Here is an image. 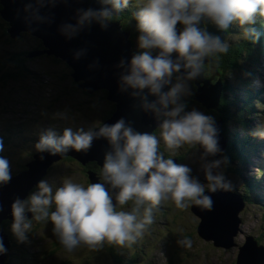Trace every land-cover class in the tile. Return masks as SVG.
<instances>
[{"label": "clouds", "instance_id": "1", "mask_svg": "<svg viewBox=\"0 0 264 264\" xmlns=\"http://www.w3.org/2000/svg\"><path fill=\"white\" fill-rule=\"evenodd\" d=\"M100 2L111 7L77 9L76 25H63L62 33L72 35L86 23L108 21L128 6V0ZM133 15L140 33L139 51L131 56L119 83L122 91L134 90L132 95L140 98L143 110L159 120V139L135 130L123 118L96 130L65 127L57 135L52 128L44 129L35 144L40 153H86L100 138L106 139L109 150L103 156L100 182L84 186L69 177L53 193L52 185L41 179L37 190L26 199H14L11 232L17 242L27 240L33 221H50L60 245L69 253L80 245L91 250L105 244L131 246L154 223L153 209L164 201L171 200L178 209L189 207L190 202L210 209L212 200L205 195V186L191 175L187 165L164 157L159 151L161 140L173 154L185 145L199 146L203 149L200 159L208 190H231L222 167L227 165V157L209 159L221 151L216 121L196 109L185 112L186 105L180 98L191 94L187 81L201 74L206 59L228 52L229 45L220 32H226L235 22L245 40L259 41L261 33L253 25L258 18H264V0H142ZM209 25L217 31H210ZM176 73L182 74L172 84ZM168 85L171 86L165 91ZM149 96L155 99L149 100ZM66 111L56 112L54 118L66 119ZM252 135L264 139V123ZM10 180V162L0 156V184ZM109 189L117 190L114 198ZM130 201L131 209L122 210ZM28 212L32 213L31 219ZM179 243L190 247L192 241L184 239ZM4 253L0 237V254Z\"/></svg>", "mask_w": 264, "mask_h": 264}, {"label": "bare ground", "instance_id": "2", "mask_svg": "<svg viewBox=\"0 0 264 264\" xmlns=\"http://www.w3.org/2000/svg\"><path fill=\"white\" fill-rule=\"evenodd\" d=\"M0 11H3V6H0ZM262 43V42H261ZM217 59L221 61L223 54H218ZM62 60V59H61ZM63 61V60H62ZM228 63V62H226ZM217 76L220 79H225L227 87L236 88V73L234 69H231L230 73L225 75L222 73L217 66L214 67ZM256 99L264 101V93L261 85L257 87ZM84 101L88 102L86 98ZM264 107V106H263ZM66 111V119L54 118L56 112ZM185 112L190 111V106L185 107ZM229 114H237L243 112L241 107H237L230 111ZM261 112H264V108H261ZM116 113L115 107H103V108H84V107H58V108H0V141L3 142V150L0 151V156L7 158L11 165V179L18 176L22 172H27L28 165L34 162L35 159L32 156L39 153L35 144L39 139L40 133L47 128H52L56 131L57 135L62 134L65 127H71L75 131L77 128H84L88 130L92 127L94 130L101 126L106 121L110 120L112 115ZM261 118L258 113H249L247 115L248 122H257ZM72 119L74 122H71ZM159 122V120L157 119ZM222 125H232L236 128H242L245 122L242 121H231L229 118L224 119L220 122ZM147 127L152 128L151 122L147 123ZM250 130L253 129L251 125ZM218 140L221 151L216 156L209 157V159H220L221 156H225L228 159V163L223 167L226 171L236 170L238 167L240 170H249L251 172L250 177H242L239 179V183L248 188L250 191L261 193L255 199H252L251 195L243 190L235 191L228 194H220L218 192L209 191L205 180L204 173L202 170L203 161L200 159L203 149L197 147H190V168L194 170L191 175L197 178L201 184L205 186V195H208L212 200L211 208L206 211V208L199 206V211L202 213V219L200 221L208 223L209 227L219 225L221 228L226 230L225 234L235 245V253H229L225 247H221L217 254L211 255V258H223L231 259L230 264L236 260L243 259V250L250 248L252 245L251 238L248 234L237 226V221L247 222L248 220H256L261 214H264V151L257 148H251L248 145L242 144L245 137H233L231 141H226L225 138L231 136L220 131L218 128ZM151 134L157 136L159 139V127L154 128ZM252 135V133H249ZM258 142L264 141V139L256 137ZM257 143V142H256ZM195 150L194 153H191ZM159 151L163 153L165 158L177 159L175 161L178 164H182L183 161H189V158L175 151L173 152L166 148L163 141H160ZM234 154L242 156L253 157L254 155L260 157V163L256 166L253 161H243L238 159ZM84 165V166H83ZM81 165L80 162L74 158L63 155L60 159L55 162H51L44 170V175L36 182V185H32L30 190L26 192L27 196L36 191L37 184L41 179L47 180L52 185L53 193L55 189L62 186V182L65 178H72L74 182L80 183L87 186L88 183L100 182V166L97 165L96 161H86ZM113 193V198L117 190L109 189ZM254 200V207L242 205H235L238 203H247ZM115 202V200H114ZM131 202V201H130ZM173 203L171 200L164 201L162 203ZM161 203V204H162ZM126 206V205H125ZM124 206V207H125ZM132 206V205H131ZM129 206L126 211L131 209ZM123 207V208H124ZM54 210V205L50 209ZM117 210H121L119 207ZM10 220L3 219L0 221V231L6 236V241L9 247L4 253V257L10 252L22 253L36 256L39 251L55 245H59L56 235L53 233V225L50 221L36 222L33 221L31 230L27 233V240L23 243L17 242L16 238L11 232V226H9ZM50 227L51 231L38 235L36 231L40 228ZM259 229L264 230V226H255L251 232ZM202 237L207 236V232L201 233ZM264 242V241H263ZM80 245L78 247H82ZM256 249L252 251V255L256 253ZM264 256V254H261ZM190 256V255H189ZM198 257L207 258L205 253H200ZM176 264H188L183 256H179ZM4 262V261H2Z\"/></svg>", "mask_w": 264, "mask_h": 264}, {"label": "rangeland", "instance_id": "3", "mask_svg": "<svg viewBox=\"0 0 264 264\" xmlns=\"http://www.w3.org/2000/svg\"><path fill=\"white\" fill-rule=\"evenodd\" d=\"M0 46L2 47V49L6 48L2 43H0ZM47 51H49V50H47ZM41 58H42V61H40V65L44 67L45 65L43 63V58H45V56H42ZM12 67H14V65ZM32 89H34V88H32ZM38 90H46V87H40V88H38ZM98 90H100V89H97V93L93 97L94 102H96L98 99H101V94ZM87 94L88 93L86 91L82 90V92H81L82 96H86ZM9 95H10V89L9 88L4 89L0 85V108H8L9 107ZM80 98H82V97L80 96ZM238 100L239 99L236 98V101H235L234 105H231L230 110L235 109V108H237V105H240ZM53 102H54V96H53V94H49L46 98H44L42 100V105H45L47 103L53 104ZM78 102H79V100H78ZM184 104H186V102H184ZM217 106H219L218 103H217ZM230 110H227V111H230ZM212 117L216 121V126L220 131L223 128H228V125L220 124V122L224 120L222 114L214 111V113L212 114ZM230 117L232 118L233 121L234 120L242 121L239 117V113L230 114ZM242 122H244V121H242ZM246 128H247V125L245 124L244 127L236 129L235 132H238L237 130H242L244 132H247ZM227 134L231 135V136H228L230 141L232 140L233 137H240V135L238 133L234 134L233 130L231 128H228ZM243 136L245 137L246 145L250 146L251 148H256V144L258 142L256 141L257 139L255 138V136L247 134V133L243 134ZM242 144H244V143H242ZM261 150H263V149L261 148ZM194 152H195V150H194ZM236 155L238 157L242 156L239 154H236ZM252 161L254 163H256V166H257L260 163V157L254 155L252 158ZM224 175H225V177L229 178L228 181H230V183H231V190H229V191L223 190L225 194L241 190V189H238V181L235 178L234 170L226 171L224 169ZM248 177H250V175ZM255 193H257V192H255ZM247 203L249 205H254V200H251ZM159 206H162V204ZM189 206H190V213L188 211H179V212L175 211L172 214L167 215L166 217L163 218L164 229L162 231H156L149 226L148 230L139 239H142L143 243H146V242H150V241L154 240L153 238L162 237L167 231L171 230L174 227L172 224V221L174 219H176L177 220V227H178L176 241L173 242L171 245L164 246L163 248L153 247L155 259H159L161 262H164L167 259H172L174 257H178V256L188 257L190 255V264H226V262L230 263L231 259H224V261H226V262H224L221 259L211 258L210 257L211 255L208 256V259L207 258H196L192 254V250L189 251L188 247L183 246L179 243V241L184 240V239L190 240V231L188 228V221H187L189 219V217H190V226H192L193 224L196 223L197 231L199 234L203 230L208 229L209 224L200 221L202 219V213L199 211V206L195 205L191 202L189 203ZM187 209H189V207H187ZM205 210L208 211L209 209H205ZM222 233H226V230L224 228L218 227V225L214 226V228L210 229L209 234L207 236L208 239H205L204 243L209 242L210 246L218 247L216 249V252H217L221 247H225V246H221L222 241L224 240V234H222ZM263 233H264L263 229L258 230V235H261ZM263 241H264V238L261 240L260 243L263 244L264 243ZM52 248H53V246L49 247L47 249H43L36 256L26 254L25 252L17 253V254L10 252L9 254L6 255L9 258L8 264H34V262L36 260H38V258L40 256L46 254ZM225 248L227 249L228 252L231 251V253H235V251H236V249L233 245H230L229 249L227 247H225ZM60 249L65 250L62 246L60 247ZM132 251L136 255L141 254V252L135 248H132ZM259 251L261 253H264V247L261 248ZM71 253L73 255H75L76 257H79V256L85 255L86 253L88 255L90 252L87 251L84 247H77ZM122 253L123 252H121L120 254H122ZM119 256H121V255H119ZM169 263L170 262H167L165 264H169ZM48 264H63V258L61 255H57L52 259V262L48 263ZM64 264H90V263L86 262L84 260L76 259V260L64 262ZM148 264H152V263H148ZM156 264H158V263L156 262ZM233 264H246V263H245L244 259H240L237 261L235 260L233 262Z\"/></svg>", "mask_w": 264, "mask_h": 264}, {"label": "water", "instance_id": "4", "mask_svg": "<svg viewBox=\"0 0 264 264\" xmlns=\"http://www.w3.org/2000/svg\"><path fill=\"white\" fill-rule=\"evenodd\" d=\"M0 3L3 6V11L0 12V15L3 16L4 14L3 12L6 11V8L10 5L11 0H0ZM83 7L87 9L88 5L83 2ZM19 15L21 16L18 19V23L23 24L24 21L23 14L19 12ZM48 40L52 45L51 49L54 50L53 42L49 36H48ZM65 41L68 44L74 42L71 37L66 38ZM86 45H87L86 42H84L85 47ZM99 45H102V43H99ZM59 52L60 53H58V55L63 61L71 60L72 53L70 54L66 53L65 49H59ZM214 74H216L215 69H214ZM96 75L99 78L107 77V74H96ZM216 76L219 75L216 74ZM94 85H97V82H95L94 84L90 82L83 90L89 94L91 90H97L94 89ZM120 87L121 86H118V88L116 89L115 100H117L118 103L124 107V109L125 107H129L131 110L124 111V109L116 108V113L112 115L110 120L106 121L103 124H112L116 120L123 118L127 123H129L135 130L139 132L150 133L154 128L159 127V122L157 121L155 115L151 112L144 111L143 108L140 106L141 100L139 97H134L129 103H125L119 99L118 89ZM98 89H103V88L100 85ZM126 90L131 91V93L134 91L132 89H126ZM123 97L129 99V97L128 98L126 97V94H122V91H120V98L123 99ZM153 99L155 98L149 96V100H153ZM209 107L212 109H216L217 102L214 101L213 103L210 104ZM148 122H151L152 128L147 127ZM107 150H109V145L106 139L100 138L93 141L92 147L86 153L70 150L65 155L74 158L75 160L80 162L81 165L86 163V161H96L97 165L100 166L101 169L103 163V156ZM60 156L61 155L59 154L52 155L48 152H44V153L39 152L36 155L32 156V158L35 159L34 162L25 165V167H28L27 172H22L18 174L17 177L12 178L9 182L5 184H0V221H2L3 219H9L10 220L9 226H11L13 219L11 215V204L14 201V199L19 198L23 200V198L26 196V192L30 190L32 185H36V182L40 179L41 176L44 175L45 168H47V166L50 165L51 162H55L56 160L60 159ZM41 157H43V159H41ZM26 215L29 219L32 218V213L28 212L26 213ZM0 237L3 238V245L5 249H7L9 247V244L6 241V236H4L1 231H0ZM1 257L3 258L4 254H0V258ZM1 263L2 261H0V264Z\"/></svg>", "mask_w": 264, "mask_h": 264}, {"label": "trees", "instance_id": "5", "mask_svg": "<svg viewBox=\"0 0 264 264\" xmlns=\"http://www.w3.org/2000/svg\"><path fill=\"white\" fill-rule=\"evenodd\" d=\"M6 28H8L7 24H6ZM0 42L4 45H7V40L4 37H0ZM0 52L1 53H4V52L8 53V51H6V50H0ZM63 84H65V83L63 82ZM0 85L4 89H7V88L10 89L9 107L8 108L22 109V102L20 100V94L15 89H12L10 87V75L9 74H5L3 77L0 78ZM63 100H57V101H63ZM71 107H75V106L72 105ZM131 205H132V202H129V206H131ZM57 240H58V238H57ZM133 246H134V244L131 246H125V247H119V246H115V245L105 244L101 249H99L100 250V257L99 258L96 257L95 255L89 254L86 258H83L82 260H84L86 262L100 261L102 264H132V261L129 258V256L131 255V251L129 249H131ZM60 247H61V245L59 243V245L53 246L52 250H49L47 253H51V251L61 250ZM87 249L91 250L89 248H87ZM118 249L124 250L123 256H119L118 254H116Z\"/></svg>", "mask_w": 264, "mask_h": 264}]
</instances>
